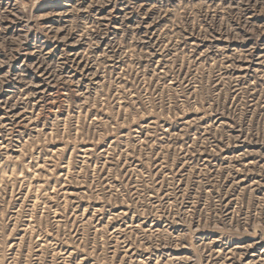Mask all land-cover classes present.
Instances as JSON below:
<instances>
[{
    "label": "rangeland",
    "instance_id": "1",
    "mask_svg": "<svg viewBox=\"0 0 264 264\" xmlns=\"http://www.w3.org/2000/svg\"><path fill=\"white\" fill-rule=\"evenodd\" d=\"M0 264H264V0H0Z\"/></svg>",
    "mask_w": 264,
    "mask_h": 264
}]
</instances>
